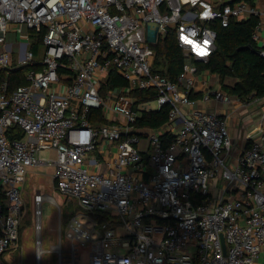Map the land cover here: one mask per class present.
I'll return each instance as SVG.
<instances>
[{
  "label": "built area",
  "instance_id": "1",
  "mask_svg": "<svg viewBox=\"0 0 264 264\" xmlns=\"http://www.w3.org/2000/svg\"><path fill=\"white\" fill-rule=\"evenodd\" d=\"M250 15L260 45L264 10L244 0H0V69L27 67L12 91L0 83V264H20L11 253L21 189L28 167L39 165L54 166L63 205L74 210L63 227L60 206L33 195L38 264L48 199L58 209L57 264L64 252L67 264H264V109L234 158L226 119L194 107L197 99L248 101L206 85L195 93L199 74L210 73L192 61L215 49L208 21L226 26ZM30 31L40 37L39 56ZM169 31L187 57L177 81L151 70V46ZM111 69L126 84L102 95ZM149 88L154 100L136 104L130 93ZM165 104L168 144L162 130L134 125L140 111ZM97 110L105 120L98 126ZM15 128L21 138L9 137ZM50 149L55 159L42 154Z\"/></svg>",
  "mask_w": 264,
  "mask_h": 264
},
{
  "label": "trees",
  "instance_id": "2",
  "mask_svg": "<svg viewBox=\"0 0 264 264\" xmlns=\"http://www.w3.org/2000/svg\"><path fill=\"white\" fill-rule=\"evenodd\" d=\"M244 1L251 7L256 3V0ZM257 23L258 17L255 15H250L244 19L232 17L226 26H222L216 19L208 21L207 26L216 31L215 49L206 61H192L197 66L198 71L205 70L212 75H217L220 83H223L222 87L226 93L241 100L261 99L264 97V56L245 47L250 44L264 51V44L258 45L252 39V33ZM30 33L33 36L30 49L36 56H39L40 37L35 36L32 31ZM151 47L154 53L151 66L152 73H157L171 81H177V76L182 70L187 57L177 46L174 32L169 31L164 36H161ZM26 68L13 69L8 72L5 69H0V83L6 81L8 91H12L16 86L24 83L23 71ZM227 79L232 80V84L225 85L224 82ZM125 84V80L111 69L105 83L101 87V94L104 95L108 90L120 88ZM130 96L138 104L154 100L156 93L152 88L145 90L136 89L130 93ZM170 108L169 104H165L158 110L140 111L134 125L138 128L162 130L161 138L163 143L168 144L173 139L172 132L166 128V124L169 122ZM91 121L96 126L105 122L100 110L93 112ZM13 136L21 138L22 133L15 128L9 133V137ZM1 199L3 200V196ZM73 204L70 203L68 207H64L61 211L63 227L73 214ZM21 226L20 224L19 244Z\"/></svg>",
  "mask_w": 264,
  "mask_h": 264
},
{
  "label": "rangeland",
  "instance_id": "3",
  "mask_svg": "<svg viewBox=\"0 0 264 264\" xmlns=\"http://www.w3.org/2000/svg\"><path fill=\"white\" fill-rule=\"evenodd\" d=\"M207 6L200 4L198 8L203 9ZM152 104L154 106L155 103ZM260 104L264 105V103ZM42 154L48 159L56 158V152L54 149L44 151ZM52 170V166L45 165H39L37 167L31 168L28 167L27 169L25 181L21 189V198L24 202V212L21 221V237L19 247L13 252V256L15 257L14 262L19 261L20 264H38L36 239L39 237V231L36 229V215L33 203L34 191L39 189L42 193L47 194L58 204V206H60L61 211L64 209V207H68L62 206L63 197L54 186V182L51 177ZM40 221L41 248L43 249L40 264H57V258L55 257V253L51 251V246L58 242V209L55 203L51 202L49 199L44 200L41 204ZM61 223L62 217L60 224ZM61 231L63 237L64 228L61 227ZM67 255V252H64V264H67ZM80 263H82V261Z\"/></svg>",
  "mask_w": 264,
  "mask_h": 264
},
{
  "label": "crops",
  "instance_id": "4",
  "mask_svg": "<svg viewBox=\"0 0 264 264\" xmlns=\"http://www.w3.org/2000/svg\"><path fill=\"white\" fill-rule=\"evenodd\" d=\"M255 6L264 10V0H256ZM259 33L261 36V41L259 42V44L261 45L264 43V28L260 30ZM204 80H205V84L202 86V88H200L201 82H204ZM231 82L233 81L227 79V81H225L224 84L225 85L232 84ZM222 84L219 82L217 83L211 74L208 73L199 74L198 83H197V92L195 93H201V90L205 85L208 86L209 88H216L223 90ZM260 103H264V97L258 100L251 99L244 102L237 101L236 99L232 98L230 103L227 104L222 103L220 101H216L214 99H211L207 102L197 99L196 103L194 104V107L203 108L208 111H213L221 115L224 119H226L229 125L230 134L234 140L232 157L235 158L245 147L246 141L256 133V127L254 122L255 119L258 117L259 113L264 109V105H261ZM185 110L186 112H188L190 108H185ZM45 166H52L53 170L51 173V177L53 179L55 186V180L53 178L54 166L53 165H45ZM38 191L41 192V190L36 189L34 191V194ZM11 254L13 255V253Z\"/></svg>",
  "mask_w": 264,
  "mask_h": 264
},
{
  "label": "water",
  "instance_id": "5",
  "mask_svg": "<svg viewBox=\"0 0 264 264\" xmlns=\"http://www.w3.org/2000/svg\"><path fill=\"white\" fill-rule=\"evenodd\" d=\"M246 48H250L253 52H255V53H257V54H262L261 53V49H259V48H257V47H254V46H252V45H247V46H245Z\"/></svg>",
  "mask_w": 264,
  "mask_h": 264
},
{
  "label": "snow or ice",
  "instance_id": "6",
  "mask_svg": "<svg viewBox=\"0 0 264 264\" xmlns=\"http://www.w3.org/2000/svg\"><path fill=\"white\" fill-rule=\"evenodd\" d=\"M186 39V38H185ZM188 43H191V41H187ZM204 54V52H203V50H201V55H203Z\"/></svg>",
  "mask_w": 264,
  "mask_h": 264
},
{
  "label": "bare ground",
  "instance_id": "7",
  "mask_svg": "<svg viewBox=\"0 0 264 264\" xmlns=\"http://www.w3.org/2000/svg\"><path fill=\"white\" fill-rule=\"evenodd\" d=\"M39 253H41V250L39 249V251H38Z\"/></svg>",
  "mask_w": 264,
  "mask_h": 264
}]
</instances>
